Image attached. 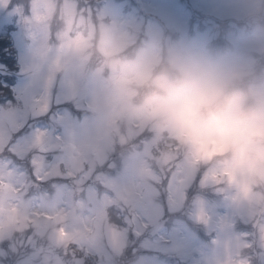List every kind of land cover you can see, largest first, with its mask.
Returning <instances> with one entry per match:
<instances>
[{
  "label": "clouds",
  "instance_id": "clouds-1",
  "mask_svg": "<svg viewBox=\"0 0 264 264\" xmlns=\"http://www.w3.org/2000/svg\"><path fill=\"white\" fill-rule=\"evenodd\" d=\"M55 2L54 10L53 0H37L29 27L39 33L54 25L58 41L90 56L89 67L102 70L113 92L131 102L126 119L159 138L148 146L136 138L111 153L112 167L105 171L114 177L123 159L138 157L134 170L121 177L127 189L111 193L112 202L131 211L148 208L171 192L174 204L183 201L194 220L210 226L214 218L202 199L189 202L184 193L198 179L200 189L214 192L232 210L233 220L248 227L237 232L221 222L212 242V264H264V0H228L245 27L223 50L152 33L121 52L104 46L108 37L93 30L89 14ZM106 29L117 38L128 32L111 23ZM37 210H26L5 185L0 191L2 235L15 236L26 211ZM85 215L89 219L75 239L104 253L95 257L97 264L123 257L132 230L117 226L103 208L96 213L86 209ZM115 264H149V259L133 250L132 259Z\"/></svg>",
  "mask_w": 264,
  "mask_h": 264
},
{
  "label": "rangeland",
  "instance_id": "rangeland-1",
  "mask_svg": "<svg viewBox=\"0 0 264 264\" xmlns=\"http://www.w3.org/2000/svg\"><path fill=\"white\" fill-rule=\"evenodd\" d=\"M8 2V7L0 5V42L11 37L17 61L0 58V85L1 82L7 85L6 77L13 78L10 88L0 86V94L11 92L10 99L0 102V120L11 111L24 125L34 112L35 100L50 102L48 115L28 120L15 134L17 144L28 143L35 126L62 135L67 150L85 158L109 159L118 145L136 138L144 146L150 141L158 142L159 138L147 127L140 128L126 119L123 113L131 102L113 92L102 70L89 67L90 56H82L72 44L60 43L54 25L39 33L29 27L37 11V0ZM60 3H70L74 10L82 9L89 14L93 30L108 37L104 46L116 52L126 49L136 38L145 39L152 33L171 40H194L214 51L223 50L245 27L228 0H60ZM52 7L56 9L55 0ZM214 18L224 24H217ZM109 23L127 29V35L117 38L107 31ZM4 45L0 44V55L3 53L6 58L8 48ZM137 159L134 156L122 160L121 171L114 177L120 189H127L121 177L134 170ZM184 193L189 202L202 199L214 218L213 223L205 226L194 220L184 210L183 201L168 204L161 198L149 208V226L139 235H129V247L123 257H111L113 264L118 259H132L133 250L146 255L149 264H212V242L219 234L221 222L231 223L237 232L248 231L244 223L233 220L232 210L214 192L198 187V179L191 181ZM22 264H40V259L29 252L22 258ZM89 264L97 261L92 258Z\"/></svg>",
  "mask_w": 264,
  "mask_h": 264
},
{
  "label": "snow or ice",
  "instance_id": "snow-or-ice-1",
  "mask_svg": "<svg viewBox=\"0 0 264 264\" xmlns=\"http://www.w3.org/2000/svg\"><path fill=\"white\" fill-rule=\"evenodd\" d=\"M0 5L8 7L9 2L0 0ZM34 104L28 120L48 115L49 101L35 100ZM28 120L22 125L11 111L0 120V191L7 185L26 210L38 209L26 211L11 238L2 235L0 225V264H22L29 252L40 259V264H89L92 258H102V251L75 239L89 219L86 209L96 213L103 208L117 226L124 225L136 235L149 226L151 206L128 211L112 202L111 193L121 189L114 176L105 171L112 167L107 157L73 155L62 135L40 126L31 128L28 143L17 144L13 137ZM164 198L168 204L176 199L171 192Z\"/></svg>",
  "mask_w": 264,
  "mask_h": 264
},
{
  "label": "trees",
  "instance_id": "trees-1",
  "mask_svg": "<svg viewBox=\"0 0 264 264\" xmlns=\"http://www.w3.org/2000/svg\"><path fill=\"white\" fill-rule=\"evenodd\" d=\"M214 20L217 22V24H224V22H222V21H220V20H218L217 18H214ZM5 44L4 46L5 47H7L8 48V52H7V55H6V58H5V56H4V54L3 53H1V55H0V58H2V59H4V61H11V62H14V63H16V61H17V53H16V51L13 49V43H12V40H11V37L10 36H8V37H5L4 39H3V41H1L0 42V44ZM4 63H7V62H4ZM7 65H8V69H11V67L9 66L10 64H8L7 63ZM11 71V70H10ZM12 72V71H11ZM12 77V76H11ZM6 79V86L3 84V82H1L2 84L0 85L1 86V88L2 89H4V87H8V88H10V86L13 84V78H5ZM4 87H3V86ZM0 88V89H1ZM11 92L10 91H8V92H3L2 94H0V102H5V100H8V99H10L11 98Z\"/></svg>",
  "mask_w": 264,
  "mask_h": 264
}]
</instances>
